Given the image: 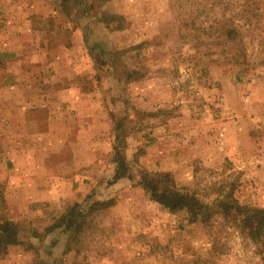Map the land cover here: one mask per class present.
Masks as SVG:
<instances>
[{
    "label": "rangeland",
    "instance_id": "374dc122",
    "mask_svg": "<svg viewBox=\"0 0 264 264\" xmlns=\"http://www.w3.org/2000/svg\"><path fill=\"white\" fill-rule=\"evenodd\" d=\"M144 170L264 208V0H0V264H264Z\"/></svg>",
    "mask_w": 264,
    "mask_h": 264
},
{
    "label": "trees",
    "instance_id": "16d2710c",
    "mask_svg": "<svg viewBox=\"0 0 264 264\" xmlns=\"http://www.w3.org/2000/svg\"><path fill=\"white\" fill-rule=\"evenodd\" d=\"M234 32L228 31L227 35ZM149 194L151 200L157 202L171 213L184 212L188 222H208L213 213H221L225 219L233 223L236 228L259 246V253L264 259V208L245 205L234 198L232 190L220 192L212 203L203 202L196 193L179 188L168 173L150 172L144 170L138 182ZM97 205V204H96ZM105 206L104 202L99 203ZM75 203L46 228L50 232L57 228H67L73 223V216L77 213ZM11 221L4 220L0 225V243L2 249L19 244L17 231L13 229Z\"/></svg>",
    "mask_w": 264,
    "mask_h": 264
},
{
    "label": "crops",
    "instance_id": "0c3cea01",
    "mask_svg": "<svg viewBox=\"0 0 264 264\" xmlns=\"http://www.w3.org/2000/svg\"><path fill=\"white\" fill-rule=\"evenodd\" d=\"M53 1V0H52ZM48 2H49V0H48ZM71 95V94H70ZM77 95L79 96V93H77ZM70 97V96H69ZM71 99H73V98H71ZM72 101V100H71ZM21 104H23V103H21ZM21 107H25V105H23V106H21ZM26 108V107H25ZM22 109V108H21ZM82 112V108H80L79 110H78V112ZM78 117H80V113H78V115H77ZM83 117V115L81 114V118ZM63 121V124H64V126H65V128L67 127V125H66V121H64V120H62ZM52 122H54V120H53V116H52V114L50 113V115H49V122H48V126H47V128H45L43 131L44 132H50V133H53L55 130L53 129L54 127L52 126L53 124H52ZM81 125V130H82V128L84 127V124L83 123H81L80 124ZM63 126V127H64ZM49 127V128H48ZM56 128H58V126L56 125ZM55 128V129H56ZM60 178V177H59ZM62 181H65L64 179L62 180ZM58 196V195H57ZM58 198H60V197H58Z\"/></svg>",
    "mask_w": 264,
    "mask_h": 264
}]
</instances>
